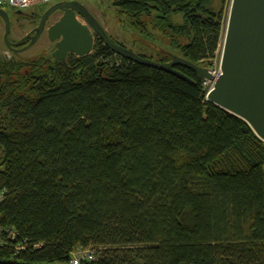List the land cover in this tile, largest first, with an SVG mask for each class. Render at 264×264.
Listing matches in <instances>:
<instances>
[{"label": "trees", "instance_id": "1", "mask_svg": "<svg viewBox=\"0 0 264 264\" xmlns=\"http://www.w3.org/2000/svg\"><path fill=\"white\" fill-rule=\"evenodd\" d=\"M214 1L113 4L211 67L227 0ZM95 47L63 62L0 56V264H70L80 248L98 255L83 264H264V141L194 71Z\"/></svg>", "mask_w": 264, "mask_h": 264}, {"label": "water", "instance_id": "2", "mask_svg": "<svg viewBox=\"0 0 264 264\" xmlns=\"http://www.w3.org/2000/svg\"><path fill=\"white\" fill-rule=\"evenodd\" d=\"M60 10L65 11L64 16L48 30L50 40L56 43L54 59L63 62L70 54L79 57L91 54L94 35H97L114 54L140 65L171 72L191 82L189 76L176 69L185 67L197 73L201 80L215 82L208 101L246 121L264 141V0H232L222 49V76L218 79L211 75L209 68L183 57L172 55L170 62L161 63L113 42L99 21L78 1L60 2L50 7L34 30L35 35H28L19 42L10 40V16L0 9V17L6 27L4 40L7 47L15 50L31 39L25 48L18 51L32 48L45 32L50 17ZM77 15L85 20L86 25L79 21Z\"/></svg>", "mask_w": 264, "mask_h": 264}, {"label": "rangeland", "instance_id": "3", "mask_svg": "<svg viewBox=\"0 0 264 264\" xmlns=\"http://www.w3.org/2000/svg\"><path fill=\"white\" fill-rule=\"evenodd\" d=\"M76 1L83 4L91 12V14L106 30L108 36L113 42L126 47L140 56H144L157 62L161 60L172 59V55L181 56L177 50L169 46L168 40L164 39L160 32L152 29V27L149 28V32L152 34L151 39H147L145 36L133 29L131 21L128 18L119 15L117 7L113 4V0ZM231 3L232 0H227L223 8L224 19L222 39L219 51L216 54V58L212 62V66L217 65V60L222 53ZM54 4L56 3L38 5L28 11H25L24 14H21V11L19 10L5 7L4 10L9 14L11 20L10 40L14 42L25 37L39 24L38 17L35 15L52 7ZM213 6L216 11L222 9V0H215ZM60 18L61 12H58L52 16L49 19L45 32L41 36L40 40L32 48L17 53L10 50L5 43L4 35L6 32V27L4 20L0 17V56L6 61L18 62L30 61L43 56L50 59L53 58V53L56 51V43L50 40L48 30L51 26L57 23ZM79 21L86 25V22L83 18H80ZM176 21L182 22L180 18H176ZM98 38L99 37L95 35L94 46L91 53H94L97 49L95 45ZM69 57L70 55L68 58ZM202 67L209 68L210 66L207 67V64L205 63Z\"/></svg>", "mask_w": 264, "mask_h": 264}, {"label": "built area", "instance_id": "4", "mask_svg": "<svg viewBox=\"0 0 264 264\" xmlns=\"http://www.w3.org/2000/svg\"><path fill=\"white\" fill-rule=\"evenodd\" d=\"M60 1H64V0H0V9L4 10L5 7H9V8H13V9L25 12L38 5H46L50 3L57 4ZM217 62H218L217 65L209 67L210 73L212 76H214L215 79H218L222 76V69H221L222 53L219 56ZM203 86H204V92L206 94V98L208 100V96L214 90L215 82L210 81V80H205L203 81ZM5 194H6L5 190L0 191V203L4 201ZM11 236H12V239L16 238L15 234H11ZM3 245H4L3 231L2 229H0V248ZM23 248H24L23 245H19L17 247V250H22ZM97 260H98V255L95 250L80 248V249H77L72 254L70 264L93 263V262H97Z\"/></svg>", "mask_w": 264, "mask_h": 264}, {"label": "flooded vegetation", "instance_id": "5", "mask_svg": "<svg viewBox=\"0 0 264 264\" xmlns=\"http://www.w3.org/2000/svg\"><path fill=\"white\" fill-rule=\"evenodd\" d=\"M72 1H76V0H64V1H60V2H72ZM60 2H58V3H60ZM49 9V8H48ZM48 9H46L45 11H43V12H41V14H40V16L38 17V20H39V23H40V21H41V18H42V16H43V14L48 10ZM58 12H61V18L64 16V14H65V11H62V10H60V11H57V12H55V13H53V15L52 16H54L56 13H58ZM51 16V17H52ZM50 17V18H51ZM77 17H78V19H80V18H82L80 15H77ZM60 18V19H61ZM38 26H39V24H38ZM37 26V27H38ZM36 27V28H37ZM36 28H34L33 30H31L26 36H28V35H35V33H34V30L36 29ZM25 36V37H26ZM95 36V35H94ZM25 37H23V38H25ZM23 38H21V39H19V40H17V41H14V42H19V41H21ZM31 42V39H29L28 41H26L22 46H20V47H17V48H15V50H12L13 52H20V51H18V50H21V49H23V48H25L29 43ZM168 62H170V61H168ZM167 63V62H166Z\"/></svg>", "mask_w": 264, "mask_h": 264}]
</instances>
